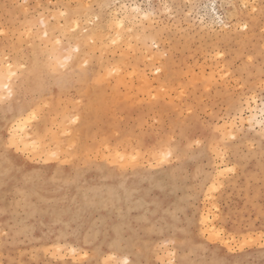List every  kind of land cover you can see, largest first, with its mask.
Instances as JSON below:
<instances>
[{"label": "rangeland", "instance_id": "374dc122", "mask_svg": "<svg viewBox=\"0 0 264 264\" xmlns=\"http://www.w3.org/2000/svg\"><path fill=\"white\" fill-rule=\"evenodd\" d=\"M7 62L0 264H264V0H0Z\"/></svg>", "mask_w": 264, "mask_h": 264}, {"label": "bare ground", "instance_id": "6f19581e", "mask_svg": "<svg viewBox=\"0 0 264 264\" xmlns=\"http://www.w3.org/2000/svg\"><path fill=\"white\" fill-rule=\"evenodd\" d=\"M239 3V2H238ZM242 5L244 4V3H241ZM239 5V4H238ZM122 23H123V21H114V26L116 27V29H118V28H120L121 27V25H122ZM114 30V29H113ZM110 33V32H109ZM109 38H111V37H109ZM105 40H107V39H105ZM103 41V40H102ZM106 43V42H105ZM108 44V43H107ZM63 56V55H62ZM61 56V57H62ZM58 59V58H57ZM10 64L7 62L5 65H2L1 66V64H0V95H2L3 94V92H1V90L4 88V86H5V83H6V78L5 79H3L5 76H4V73H7L6 74V76H9V75H11V73H10ZM4 68H5V70H4ZM9 68V69H8ZM4 72V73H3ZM5 93V92H4ZM247 108L249 109V111L250 112H252L253 113V111L256 109V107H255V103L253 104V105H251V104H248L247 105ZM262 115H264V114H262ZM29 117V116H28ZM262 117V116H261ZM264 117V116H263ZM254 118L253 117H251V118H249L247 121H249V122H252V120H253ZM22 120V119H21ZM20 120V121H21ZM20 121L18 120L16 123H15V125H12L11 126V128L13 129V132H12V134L10 135V139H11V143H12V145H16V146H21V144H22V150H24V151H29L30 149H32L31 148V146L29 145V144H27V145H24V143H21V141H20V137H19V135H17V131H19V127L21 128V127H23V125H22V123H20ZM254 121V120H253ZM223 132V131H222ZM26 137H29V136H26ZM27 139H29V138H27ZM27 142V141H26ZM40 152V151H39ZM29 153V152H28ZM203 214V213H202ZM207 219H208V217L206 216V215H204V216H202V224H204V225H207V223H209V222H207ZM203 225V226H204ZM207 228H209V225H207L206 226V229Z\"/></svg>", "mask_w": 264, "mask_h": 264}, {"label": "snow or ice", "instance_id": "6c2138e0", "mask_svg": "<svg viewBox=\"0 0 264 264\" xmlns=\"http://www.w3.org/2000/svg\"><path fill=\"white\" fill-rule=\"evenodd\" d=\"M67 7L71 8L72 6L68 5ZM129 31L131 32L132 30L130 29ZM45 36H47V33H45ZM57 43H60V41L58 40ZM114 43H115V41H114ZM0 99H3V98H0ZM260 102H261V104H264V95H262V98H261ZM261 112L264 113V108L261 109ZM31 118L32 119H37L38 117H37V115L35 113H33Z\"/></svg>", "mask_w": 264, "mask_h": 264}]
</instances>
